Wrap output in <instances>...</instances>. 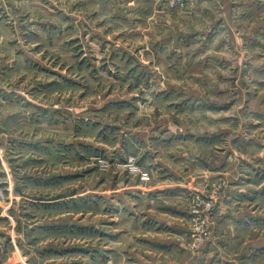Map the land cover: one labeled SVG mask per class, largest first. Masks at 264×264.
Masks as SVG:
<instances>
[{
  "label": "rangeland",
  "instance_id": "rangeland-1",
  "mask_svg": "<svg viewBox=\"0 0 264 264\" xmlns=\"http://www.w3.org/2000/svg\"><path fill=\"white\" fill-rule=\"evenodd\" d=\"M0 264H264V0H0Z\"/></svg>",
  "mask_w": 264,
  "mask_h": 264
},
{
  "label": "trees",
  "instance_id": "trees-1",
  "mask_svg": "<svg viewBox=\"0 0 264 264\" xmlns=\"http://www.w3.org/2000/svg\"><path fill=\"white\" fill-rule=\"evenodd\" d=\"M27 199H30L32 201H39V202H43V203H48L51 202V200L56 199L60 196H53L51 198H45V197H41V196H26Z\"/></svg>",
  "mask_w": 264,
  "mask_h": 264
},
{
  "label": "built area",
  "instance_id": "built-area-1",
  "mask_svg": "<svg viewBox=\"0 0 264 264\" xmlns=\"http://www.w3.org/2000/svg\"><path fill=\"white\" fill-rule=\"evenodd\" d=\"M159 1L160 2H163L165 4H168V5H172V4H180V3H183L186 0H159Z\"/></svg>",
  "mask_w": 264,
  "mask_h": 264
}]
</instances>
